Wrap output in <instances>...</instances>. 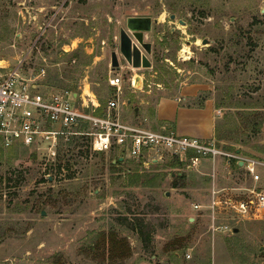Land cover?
Returning <instances> with one entry per match:
<instances>
[{
    "label": "rangeland",
    "instance_id": "1",
    "mask_svg": "<svg viewBox=\"0 0 264 264\" xmlns=\"http://www.w3.org/2000/svg\"><path fill=\"white\" fill-rule=\"evenodd\" d=\"M141 16L156 23L143 39L150 54L140 48L151 66L135 69L118 38L126 18ZM15 68L41 91L89 92L101 106L117 94L127 123L161 97L210 100L216 145L264 163V0H0V76ZM55 152L0 141V264H264V215L220 209L217 223L232 231L213 234L211 215L193 209L209 199L210 166L167 155L116 164L118 151L95 153L76 138ZM215 185L252 183L219 159ZM110 236L119 253L109 254Z\"/></svg>",
    "mask_w": 264,
    "mask_h": 264
},
{
    "label": "built area",
    "instance_id": "2",
    "mask_svg": "<svg viewBox=\"0 0 264 264\" xmlns=\"http://www.w3.org/2000/svg\"><path fill=\"white\" fill-rule=\"evenodd\" d=\"M122 78L108 77V85L120 89ZM117 94L104 106L92 93L77 94L68 90L41 91L34 79L23 78L20 69L9 70L0 76V141L5 146L43 145L47 155L54 158L59 139L76 138L87 141L95 153L116 150L123 159L147 161L169 156L195 170L204 163L211 167L212 185L205 205L194 203L195 211H207L211 217V232L232 229L216 221V212L226 209L239 220L261 219L264 215V189L258 185V168L264 163L242 158L234 152L220 149L214 141L157 132L123 122L119 117ZM223 160L227 168L235 161L245 170L252 186L218 187L215 167ZM121 160V161H122ZM231 192V193H230Z\"/></svg>",
    "mask_w": 264,
    "mask_h": 264
},
{
    "label": "crops",
    "instance_id": "3",
    "mask_svg": "<svg viewBox=\"0 0 264 264\" xmlns=\"http://www.w3.org/2000/svg\"><path fill=\"white\" fill-rule=\"evenodd\" d=\"M193 96L194 94L182 92L176 97L159 98L152 109L138 107L134 111L136 121L129 124L215 142L216 109L210 100L191 104ZM203 165L209 166V163Z\"/></svg>",
    "mask_w": 264,
    "mask_h": 264
},
{
    "label": "water",
    "instance_id": "4",
    "mask_svg": "<svg viewBox=\"0 0 264 264\" xmlns=\"http://www.w3.org/2000/svg\"><path fill=\"white\" fill-rule=\"evenodd\" d=\"M170 19H174V15L170 16ZM156 23V20H152L150 17H128L125 20V29L119 30L118 51L125 62L131 68H149L151 66L146 54H150V44L143 41L144 34L149 33L152 28V24ZM182 24V21H179ZM206 40L202 41V44H206ZM146 54L141 52V49ZM111 68L118 70L119 64L117 55L112 52L110 55ZM138 81V78L136 79ZM238 153V151H236ZM122 158H119L121 161ZM242 164L239 163V166Z\"/></svg>",
    "mask_w": 264,
    "mask_h": 264
},
{
    "label": "trees",
    "instance_id": "5",
    "mask_svg": "<svg viewBox=\"0 0 264 264\" xmlns=\"http://www.w3.org/2000/svg\"><path fill=\"white\" fill-rule=\"evenodd\" d=\"M215 139H216V131H215ZM234 151V150H233ZM115 163L117 164V163H120V161L118 160V159H116L115 160ZM176 163L180 166V165H182V163L180 162V161H178V160H176ZM231 168L232 169H236V170H240L241 168L236 164V162L235 161H232V163H231ZM139 232V234L141 235V231H138ZM107 243H108V252H109V254L111 255V251H114V253H119L118 251H119V249H118V245H119V243L113 238V237H109L108 238V241H107Z\"/></svg>",
    "mask_w": 264,
    "mask_h": 264
},
{
    "label": "bare ground",
    "instance_id": "6",
    "mask_svg": "<svg viewBox=\"0 0 264 264\" xmlns=\"http://www.w3.org/2000/svg\"><path fill=\"white\" fill-rule=\"evenodd\" d=\"M134 83V82H133Z\"/></svg>",
    "mask_w": 264,
    "mask_h": 264
}]
</instances>
